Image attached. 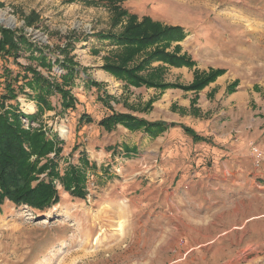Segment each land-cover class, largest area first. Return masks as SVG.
<instances>
[{
    "label": "rangeland",
    "instance_id": "1",
    "mask_svg": "<svg viewBox=\"0 0 264 264\" xmlns=\"http://www.w3.org/2000/svg\"><path fill=\"white\" fill-rule=\"evenodd\" d=\"M123 5L139 17L150 15L184 27L188 36L181 42L201 68H224L238 81L264 83V0H127ZM12 18L14 24H10ZM29 18H34L31 24ZM0 25L25 32L53 61L64 58L58 48L73 41L71 55L82 67V76L72 90L78 99L76 108L63 111L60 95L55 94L50 97L54 110L44 112L37 121L25 117L22 121L27 129L42 127L47 137L58 135L64 140L58 159L62 172L70 163L79 164L82 152L96 163V171L88 172L86 199L70 195L57 179L60 201L48 212L9 201L1 205L0 264H264V243L257 244L255 239L249 246L228 242L233 249L218 253L216 263L211 258L215 248L206 244L219 234L220 227L214 223L219 220L212 215L215 211L230 207L237 218L242 212L257 215L264 211V168L255 166L262 163L263 155L258 156L253 147L252 158L237 162L231 170L233 177L249 180L248 184L238 182L213 200L205 198L207 193L212 198V186L183 181L199 172L203 177L215 171V158L201 148V142L208 144L209 140H194L181 127L198 133L187 122L218 108L209 96V103L195 106L199 92L207 86L193 90L186 106L181 101L188 94L181 93L190 91L128 87L103 69L104 57L116 48L96 36L111 27V12L102 4L0 0ZM18 63L38 65L28 50L17 58L0 56V95L5 92V68L16 75L23 72ZM38 69L52 77L64 72L59 66L51 71L42 66ZM84 72L102 82V89L86 84ZM179 73L174 70L169 82L188 84L180 81ZM103 75L113 77L112 91ZM35 96L36 91L25 86L17 100L9 103L18 101L25 112H36ZM113 111L174 125L156 137L121 124L110 131L98 125ZM85 113L94 122H80ZM238 238L235 242L244 240Z\"/></svg>",
    "mask_w": 264,
    "mask_h": 264
},
{
    "label": "trees",
    "instance_id": "2",
    "mask_svg": "<svg viewBox=\"0 0 264 264\" xmlns=\"http://www.w3.org/2000/svg\"><path fill=\"white\" fill-rule=\"evenodd\" d=\"M76 1V0H69ZM90 4H102L111 12V27L108 31L96 34L100 40H108L116 49L104 57L102 68L126 86L155 87L162 90L181 88L186 91H200L224 74V68H210L200 71L195 68L197 61L187 53H181V45L174 42L183 41L187 32L180 25L165 24L153 19L150 15L139 17L124 7L127 0H81ZM34 18H29L32 23ZM73 41L64 47H59L60 55L64 58L52 60L42 47L32 42L25 32L3 27L0 25V56L6 59L17 58L23 51H29L31 57L38 62L21 65L23 72L13 74V70L5 68L4 88L0 95V207L5 201L17 206L28 205L42 212H48L60 201V194L55 180H59L63 188L72 196L86 199L88 190V172L96 171V163L89 160L85 152L79 157V164H69L62 172L59 169V157L63 150L64 140L58 135L47 137V131L42 127L25 128L22 117L37 121L41 114L54 110L50 97L60 95V107L63 111L74 110L78 99L72 90L77 85L81 75V66L71 55ZM34 52L39 56H35ZM161 61L171 67H189L193 69L194 79L189 84L165 81L168 68L164 65H154ZM45 67L51 71L54 66L64 70L61 74L46 76L38 69ZM86 84L102 89L99 82L84 72ZM24 84L19 85L20 80ZM16 85L18 87H16ZM25 86L36 91L33 100L37 110L27 113L20 108L16 101ZM18 88V89H17ZM110 101H108L109 104ZM152 103L149 104V108ZM111 109L112 106L110 105ZM94 122L90 114H83L81 121ZM118 124L131 131H142L151 137L165 132L170 126L166 121L150 122L131 113L113 111L102 118L98 125L106 130L114 129ZM194 140H207L193 128L181 126ZM54 154V156H51ZM45 174L48 178H43Z\"/></svg>",
    "mask_w": 264,
    "mask_h": 264
},
{
    "label": "crops",
    "instance_id": "3",
    "mask_svg": "<svg viewBox=\"0 0 264 264\" xmlns=\"http://www.w3.org/2000/svg\"><path fill=\"white\" fill-rule=\"evenodd\" d=\"M176 43L181 45V53L190 55L189 51L184 48L183 42H174L171 49ZM158 64L168 68L165 74V81L167 82L172 81L170 76L174 70H179V74H181L180 81L183 83L189 84L194 79L193 69L189 67H171L161 61L154 63V65ZM195 68L200 71L209 70L208 67L201 68L198 62ZM103 76L102 80L109 82V87L111 88V83L113 82L111 78L113 77ZM110 90L112 91V88ZM107 93L110 94L109 91ZM186 93L188 95L181 101V104L189 106L190 100L193 98V91H182L181 94ZM199 96V103L195 104V106H203V102L209 103L210 100L207 99L209 96L212 101L211 104L218 108L214 112L212 111L213 113L210 115L201 116L187 123L194 126L198 133L209 140L210 143L208 144L201 142L203 143L201 148H205L215 158L214 165L216 166L213 173L200 177L199 175H202V173L199 172L196 177L193 175L183 179V181L187 182V185L201 183L204 186H212L213 188L210 190L212 198H209L208 193L205 198L213 200L217 193L222 191L225 193L230 192L229 187L237 185L238 182H241L238 184H248L249 180L246 183L244 179L233 177L231 174L234 172L231 170L235 168L237 162L242 163L252 158L251 151L253 147L255 152L258 151L260 153H258V156L263 155L262 163L256 162L255 166L261 169L264 168V83L238 81L237 76H232L228 70H225L224 74L207 86L204 91L199 92ZM113 98L118 100L119 96L116 95ZM253 109L255 110L254 112H252ZM34 111L30 110L29 113H34ZM253 113L255 116H253ZM202 169L206 173L204 166ZM251 181L252 183L250 184L253 185L254 181L252 179ZM229 208H222L221 211L218 210L212 214L214 218L219 220L214 223L220 227L218 229L219 234L206 243L215 248V253L213 252L211 255L212 263H216L213 260H215L214 258L218 253L227 254L233 249L234 245L230 247L228 242L233 244L243 242L245 246H249L253 244L255 239L258 241L257 244L264 243V211L257 213V215L251 212L248 214L242 212L243 215L237 218L238 216L235 215V212H230ZM235 231H238V235L233 237V232ZM238 237L244 240L235 242L239 240ZM230 259L231 257L228 258V260Z\"/></svg>",
    "mask_w": 264,
    "mask_h": 264
},
{
    "label": "bare ground",
    "instance_id": "4",
    "mask_svg": "<svg viewBox=\"0 0 264 264\" xmlns=\"http://www.w3.org/2000/svg\"><path fill=\"white\" fill-rule=\"evenodd\" d=\"M14 23H15V19L14 18L10 19V24H14Z\"/></svg>",
    "mask_w": 264,
    "mask_h": 264
},
{
    "label": "built area",
    "instance_id": "5",
    "mask_svg": "<svg viewBox=\"0 0 264 264\" xmlns=\"http://www.w3.org/2000/svg\"><path fill=\"white\" fill-rule=\"evenodd\" d=\"M24 126H25V124H24Z\"/></svg>",
    "mask_w": 264,
    "mask_h": 264
}]
</instances>
